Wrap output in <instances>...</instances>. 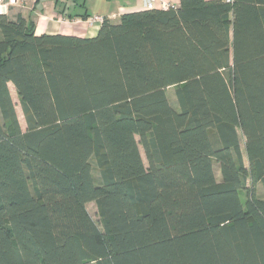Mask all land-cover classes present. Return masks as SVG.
<instances>
[{"label": "trees", "instance_id": "1", "mask_svg": "<svg viewBox=\"0 0 264 264\" xmlns=\"http://www.w3.org/2000/svg\"><path fill=\"white\" fill-rule=\"evenodd\" d=\"M0 264H264V0L0 13Z\"/></svg>", "mask_w": 264, "mask_h": 264}, {"label": "crops", "instance_id": "2", "mask_svg": "<svg viewBox=\"0 0 264 264\" xmlns=\"http://www.w3.org/2000/svg\"><path fill=\"white\" fill-rule=\"evenodd\" d=\"M35 2L36 0H15V3L6 8L1 6L0 13L13 18L20 12L25 18L30 17L35 24L36 34H64L90 38L96 36L101 23L93 17H106L116 23L123 13L145 9L143 0H42L38 4ZM178 3L179 0H156L153 8L163 9L162 4ZM84 12L90 15L85 20L80 16Z\"/></svg>", "mask_w": 264, "mask_h": 264}, {"label": "rangeland", "instance_id": "3", "mask_svg": "<svg viewBox=\"0 0 264 264\" xmlns=\"http://www.w3.org/2000/svg\"><path fill=\"white\" fill-rule=\"evenodd\" d=\"M5 2H7V1L6 0H1L0 1V6L2 4H5ZM7 3H9L8 6L11 5L10 2H7ZM86 7H88V6L86 5ZM9 89H10V92H11V96H12L13 102L15 104V110H16V113H17V117H18L20 126H21L22 130L24 131L26 129L25 118H24V115H23L22 110L20 108L16 92H15L14 87H13V85L11 83L9 84ZM174 92H175V86H170V87L167 88V96H168L169 102L171 103V105L176 107ZM239 142H240L241 151H242L243 156H244V162H245V164H247L246 157H245V154H244V138L242 137L240 132H239ZM140 152H141V156L143 158V161H144V163L146 165V160H145V156H144L142 148H140ZM214 170H215L216 179L219 181L220 180V174H219V171H218V168H217L216 165L214 166ZM93 176L95 178L98 177V170H97V168L95 166H93ZM249 185H250V183H248V186ZM256 192H257V195L262 196V186H261L260 183L256 185ZM86 209H87L88 213L90 214V216L92 217V219L97 224H99V216H98L97 207H96L95 203L94 202L87 203L86 204Z\"/></svg>", "mask_w": 264, "mask_h": 264}, {"label": "built area", "instance_id": "4", "mask_svg": "<svg viewBox=\"0 0 264 264\" xmlns=\"http://www.w3.org/2000/svg\"><path fill=\"white\" fill-rule=\"evenodd\" d=\"M6 1L10 2V4L15 3V0H6ZM7 2H5V4H2L1 6H4L6 8V6H8V4H9ZM155 3H156V0H143V5L145 8H152L155 6ZM1 6H0V11H1ZM168 6H170V5L169 4H162L163 9H166ZM93 19L98 20V21H102V18L97 17V16L93 17Z\"/></svg>", "mask_w": 264, "mask_h": 264}]
</instances>
